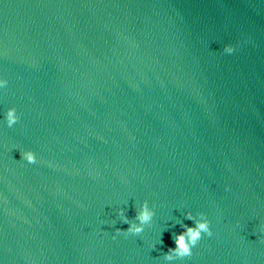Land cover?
I'll list each match as a JSON object with an SVG mask.
<instances>
[{
  "label": "water",
  "instance_id": "95a60500",
  "mask_svg": "<svg viewBox=\"0 0 264 264\" xmlns=\"http://www.w3.org/2000/svg\"><path fill=\"white\" fill-rule=\"evenodd\" d=\"M0 80V264H264V0H0Z\"/></svg>",
  "mask_w": 264,
  "mask_h": 264
},
{
  "label": "clouds",
  "instance_id": "9594fccd",
  "mask_svg": "<svg viewBox=\"0 0 264 264\" xmlns=\"http://www.w3.org/2000/svg\"><path fill=\"white\" fill-rule=\"evenodd\" d=\"M234 51L232 46H224L223 52L231 54ZM7 81L0 80V87H6ZM19 117L16 114L15 108H8L5 112V123L8 127H12L17 123ZM21 154V159L29 164L35 163V155L31 151H24ZM134 221L130 220L125 214L123 209L118 210L117 215L119 216L121 223L127 224L126 230L116 228L117 234H140L144 230V226L149 224L153 218L154 212L148 206V202L144 201L135 210ZM185 218L192 221L194 226H188L187 224L181 223L180 228L182 229L179 233H173L172 239L175 247H169L167 252L163 253V259L165 261H173L178 258H184L191 255V250L195 247L198 241L201 239L202 234L211 236L212 232L209 227L208 219L202 214L197 213L195 216L191 212L185 213ZM255 235V234H254ZM257 238L261 243H264V225L259 228V235ZM162 243V240H161Z\"/></svg>",
  "mask_w": 264,
  "mask_h": 264
}]
</instances>
